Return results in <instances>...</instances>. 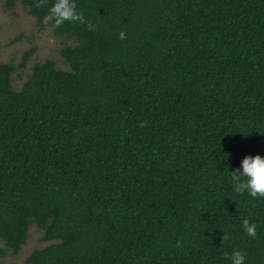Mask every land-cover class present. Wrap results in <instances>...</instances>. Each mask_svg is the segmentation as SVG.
<instances>
[{
	"label": "trees",
	"instance_id": "obj_1",
	"mask_svg": "<svg viewBox=\"0 0 264 264\" xmlns=\"http://www.w3.org/2000/svg\"><path fill=\"white\" fill-rule=\"evenodd\" d=\"M0 1L75 41L19 91L0 63V258L34 225L26 264H264L230 176L264 157V0H75L55 27L54 0Z\"/></svg>",
	"mask_w": 264,
	"mask_h": 264
},
{
	"label": "rangeland",
	"instance_id": "obj_2",
	"mask_svg": "<svg viewBox=\"0 0 264 264\" xmlns=\"http://www.w3.org/2000/svg\"><path fill=\"white\" fill-rule=\"evenodd\" d=\"M74 43L73 39L57 35L52 29L38 27L21 5H17L13 12H7L0 1V63L13 65L15 71L11 76V85L14 91H19L32 68L45 60H53L58 69L69 70L59 51ZM31 50L34 53L23 64L25 54ZM42 237V231L32 225L27 241L19 252L16 255L6 253L0 258V264H26V258L34 250L50 244L43 241ZM0 249H4L1 242Z\"/></svg>",
	"mask_w": 264,
	"mask_h": 264
},
{
	"label": "clouds",
	"instance_id": "obj_3",
	"mask_svg": "<svg viewBox=\"0 0 264 264\" xmlns=\"http://www.w3.org/2000/svg\"><path fill=\"white\" fill-rule=\"evenodd\" d=\"M82 14L77 10L75 0H54L52 6L48 10V14L44 16L43 23L53 21L52 27L61 23L82 21ZM92 27L91 24L88 25ZM120 39L124 38V33L121 32ZM143 126V124H141ZM233 191L238 195L245 193L253 199L264 198V157L260 155L246 156L237 169L230 174ZM256 224L245 218L242 222L244 233L251 238L256 237ZM228 236L224 235L223 240H227ZM231 264H245V253L234 249L229 256L224 254Z\"/></svg>",
	"mask_w": 264,
	"mask_h": 264
}]
</instances>
